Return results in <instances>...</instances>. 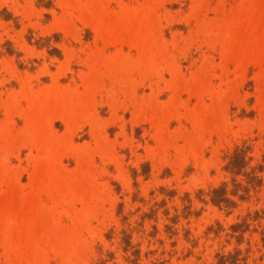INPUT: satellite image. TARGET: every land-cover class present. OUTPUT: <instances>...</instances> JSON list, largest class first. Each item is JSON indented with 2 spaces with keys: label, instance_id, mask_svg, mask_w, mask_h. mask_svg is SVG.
Here are the masks:
<instances>
[{
  "label": "rangeland",
  "instance_id": "rangeland-1",
  "mask_svg": "<svg viewBox=\"0 0 264 264\" xmlns=\"http://www.w3.org/2000/svg\"><path fill=\"white\" fill-rule=\"evenodd\" d=\"M0 264H264V0H0Z\"/></svg>",
  "mask_w": 264,
  "mask_h": 264
},
{
  "label": "trees",
  "instance_id": "trees-1",
  "mask_svg": "<svg viewBox=\"0 0 264 264\" xmlns=\"http://www.w3.org/2000/svg\"><path fill=\"white\" fill-rule=\"evenodd\" d=\"M225 193V190L223 187H216V188H213L212 189V197H211V200L213 203H216V204H220L221 202H224V203H231V201L223 196Z\"/></svg>",
  "mask_w": 264,
  "mask_h": 264
},
{
  "label": "bare ground",
  "instance_id": "bare-ground-1",
  "mask_svg": "<svg viewBox=\"0 0 264 264\" xmlns=\"http://www.w3.org/2000/svg\"><path fill=\"white\" fill-rule=\"evenodd\" d=\"M75 101H76V99H75ZM72 111H73V110H72ZM62 116H63V117L66 116V112H64ZM14 225H16V224H14ZM15 227H16V226H15Z\"/></svg>",
  "mask_w": 264,
  "mask_h": 264
}]
</instances>
